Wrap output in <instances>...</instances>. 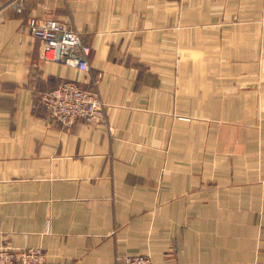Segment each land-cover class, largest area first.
Wrapping results in <instances>:
<instances>
[{
	"label": "crops",
	"instance_id": "crops-1",
	"mask_svg": "<svg viewBox=\"0 0 264 264\" xmlns=\"http://www.w3.org/2000/svg\"><path fill=\"white\" fill-rule=\"evenodd\" d=\"M32 17L75 28L90 69L41 58ZM71 79L105 118L48 114L43 93ZM193 122L217 123L213 158L204 130L192 156ZM2 246L264 264V0H0Z\"/></svg>",
	"mask_w": 264,
	"mask_h": 264
},
{
	"label": "built area",
	"instance_id": "built-area-1",
	"mask_svg": "<svg viewBox=\"0 0 264 264\" xmlns=\"http://www.w3.org/2000/svg\"><path fill=\"white\" fill-rule=\"evenodd\" d=\"M29 26L41 41L40 56L47 61L63 62L80 70H89L90 47L69 23L54 18L32 17ZM83 86L76 79L43 93L42 102L48 114L65 126L77 121L94 123L106 116V104L93 88ZM0 264H47V252L41 246L15 248L0 247ZM117 264H156L148 254L120 256Z\"/></svg>",
	"mask_w": 264,
	"mask_h": 264
},
{
	"label": "rangeland",
	"instance_id": "rangeland-1",
	"mask_svg": "<svg viewBox=\"0 0 264 264\" xmlns=\"http://www.w3.org/2000/svg\"><path fill=\"white\" fill-rule=\"evenodd\" d=\"M209 70H212L209 69ZM194 77H197V76H194ZM206 77V76H204ZM208 78H211V77H217V75H215L214 73L212 74H209L207 75ZM176 78V84L178 85L179 83H181L185 78L186 76L183 75V74H176L175 76ZM211 84V83H209ZM199 101V97L197 98H194L193 97V103L194 102H198ZM198 107L194 106L193 105V116L194 117H198L199 116V113L200 111L197 110ZM216 125L217 123L216 122H208V123H196V122H193L192 123V127H191V131H192V156L194 157L198 152L200 153V150H198V147L200 145V142L202 140H204V134H203V130L207 132L208 134V147L207 146H204V147H207V152L204 151L202 153H207V156H210L211 158H213V154L214 153V144L212 143L213 140H212V136L215 135V131H216ZM201 138V140H200ZM212 143V145H211ZM179 145H177L178 147Z\"/></svg>",
	"mask_w": 264,
	"mask_h": 264
}]
</instances>
